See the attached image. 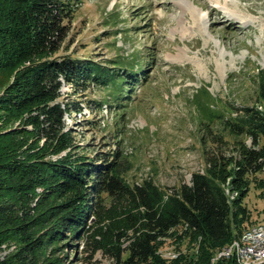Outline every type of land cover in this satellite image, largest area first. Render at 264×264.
<instances>
[{"label":"trees","instance_id":"16d2710c","mask_svg":"<svg viewBox=\"0 0 264 264\" xmlns=\"http://www.w3.org/2000/svg\"><path fill=\"white\" fill-rule=\"evenodd\" d=\"M80 3L0 0V253L18 241L0 264H59L50 252L69 235L91 239L113 264H238L213 259L252 217L245 204L252 180L264 190V111L253 105L236 116L220 113L202 85L194 102L207 164L172 192L149 177L128 182L132 165L120 140L110 151L76 152L65 115L82 107L60 100L63 80L75 89L97 80L126 97L146 72L121 59L110 66L64 53ZM257 69L254 92L264 104V67ZM17 120L20 128L5 131ZM168 238L178 244L175 259L160 252Z\"/></svg>","mask_w":264,"mask_h":264},{"label":"rangeland","instance_id":"374dc122","mask_svg":"<svg viewBox=\"0 0 264 264\" xmlns=\"http://www.w3.org/2000/svg\"><path fill=\"white\" fill-rule=\"evenodd\" d=\"M80 5L64 53L94 56L110 66L121 59L146 72L126 97L97 80L84 89L63 80L60 100L82 107L65 115L66 127L79 153L110 151L120 140L132 165L125 173L131 184L149 177L171 191L190 183L193 171L205 169L207 144L194 102L202 85L209 86L215 99L208 103L220 113L236 116L253 105L264 111L254 92V74L264 67V0H81ZM17 127L18 120L5 131ZM245 142L253 145L249 137ZM252 181L245 196L252 217L245 229L264 220V190ZM69 236L50 252L59 264L116 261L103 249L94 252L91 239ZM17 244L16 238L5 242L0 256L7 257ZM188 245L185 240L181 247L186 251ZM177 246L168 238L164 250L176 254ZM173 253L165 257L175 259Z\"/></svg>","mask_w":264,"mask_h":264},{"label":"built area","instance_id":"2783aa9c","mask_svg":"<svg viewBox=\"0 0 264 264\" xmlns=\"http://www.w3.org/2000/svg\"><path fill=\"white\" fill-rule=\"evenodd\" d=\"M160 252L164 256L173 253L164 249ZM177 254L173 253L174 256L171 257L176 258ZM215 256L214 261L223 257H235L238 264H264V220L247 227L238 238H234L229 245L223 246Z\"/></svg>","mask_w":264,"mask_h":264},{"label":"bare ground","instance_id":"6f19581e","mask_svg":"<svg viewBox=\"0 0 264 264\" xmlns=\"http://www.w3.org/2000/svg\"><path fill=\"white\" fill-rule=\"evenodd\" d=\"M193 3H194V1H193ZM195 4V3H194ZM199 6V5H198ZM213 11V10H212ZM251 11V10H250ZM218 18V17H217Z\"/></svg>","mask_w":264,"mask_h":264}]
</instances>
